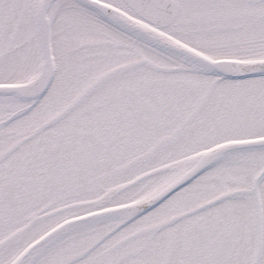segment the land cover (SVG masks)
<instances>
[{"label":"snow or ice","instance_id":"6c2138e0","mask_svg":"<svg viewBox=\"0 0 264 264\" xmlns=\"http://www.w3.org/2000/svg\"><path fill=\"white\" fill-rule=\"evenodd\" d=\"M0 264H264V0H0Z\"/></svg>","mask_w":264,"mask_h":264}]
</instances>
